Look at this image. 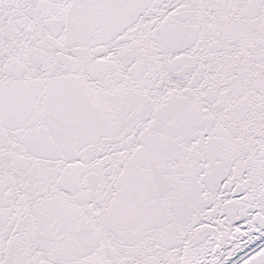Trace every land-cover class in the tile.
<instances>
[{
	"label": "snow or ice",
	"instance_id": "6c2138e0",
	"mask_svg": "<svg viewBox=\"0 0 264 264\" xmlns=\"http://www.w3.org/2000/svg\"><path fill=\"white\" fill-rule=\"evenodd\" d=\"M0 264H264V0H0Z\"/></svg>",
	"mask_w": 264,
	"mask_h": 264
}]
</instances>
